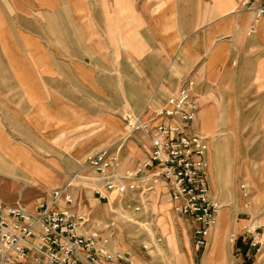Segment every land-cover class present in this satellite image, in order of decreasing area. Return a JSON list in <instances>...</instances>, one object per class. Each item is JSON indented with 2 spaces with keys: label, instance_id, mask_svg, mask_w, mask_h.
Here are the masks:
<instances>
[{
  "label": "crops",
  "instance_id": "0c3cea01",
  "mask_svg": "<svg viewBox=\"0 0 264 264\" xmlns=\"http://www.w3.org/2000/svg\"><path fill=\"white\" fill-rule=\"evenodd\" d=\"M159 1L163 7L160 24L157 0H134L132 11L116 3L117 12L128 11L131 24L118 19L115 26L98 24L93 32L102 45L103 34L115 33L114 51H103V47L94 51L88 46L77 50L70 45L65 60L58 56L51 68L30 66L29 52L12 51L0 57V182L18 184L17 194L32 182L57 187L85 166L87 155L101 148L115 144L121 157L123 144L117 142L123 138V126L117 123L110 127V122L125 112L138 115L147 106L161 105L176 92L181 80L196 70L200 107L205 103L201 112L199 109L202 120L200 125L197 120L196 126L207 136L212 196L224 207L211 231L212 250L206 261L217 264L219 240L215 234L220 226L227 224L228 230L241 234L262 213L260 208L248 223V219L237 222L242 206L236 202L242 201L237 190L234 193L230 159L226 157L233 136L210 140L208 134L217 122L212 108L231 105L233 86L242 82L244 67L251 79L258 77V89L264 87V58L258 57L253 63L254 50L264 53V17L249 36L252 17L239 11L240 0ZM170 20L176 30H162ZM49 27L56 28L58 35L61 32L57 24ZM70 27L73 36L69 43L76 44V24ZM94 59L106 61L96 70ZM146 142L143 159L149 146ZM141 153L135 151L129 164L121 161L122 170L140 162ZM256 197H252L253 202ZM0 198L9 204L18 200L17 196L8 201ZM247 207L245 213L249 212Z\"/></svg>",
  "mask_w": 264,
  "mask_h": 264
},
{
  "label": "built area",
  "instance_id": "2783aa9c",
  "mask_svg": "<svg viewBox=\"0 0 264 264\" xmlns=\"http://www.w3.org/2000/svg\"><path fill=\"white\" fill-rule=\"evenodd\" d=\"M239 9L251 14L250 36L264 17V0H240ZM197 84L198 73L193 70L161 105L147 106L138 115L123 114L126 135L139 132L149 143L147 156L132 169L121 171L120 147L115 144L88 156L86 164L98 174V181L91 184L92 194L106 204L121 203L134 193L144 200L133 207L141 212L160 185L172 210L192 224L194 244L200 250L206 247L222 206L211 193L207 136L196 126L200 109ZM77 176L30 205L21 194L14 204L0 198V264H140L131 252L133 246L124 247L118 236L127 223L141 224L120 222L116 216L104 221L93 217L83 207L74 183ZM260 228L261 223L252 219L241 234H229L237 254L243 248L260 251L264 244ZM156 242L161 243L162 238L156 236ZM142 246L147 252L153 248L149 243Z\"/></svg>",
  "mask_w": 264,
  "mask_h": 264
},
{
  "label": "rangeland",
  "instance_id": "374dc122",
  "mask_svg": "<svg viewBox=\"0 0 264 264\" xmlns=\"http://www.w3.org/2000/svg\"><path fill=\"white\" fill-rule=\"evenodd\" d=\"M133 1L0 0V57H6L8 52L12 51L29 52L30 66L51 68L59 60L58 56L65 60V53L68 55L65 51H68L70 45H75L77 50H84L88 46L89 50L94 51H99L102 49L101 47H103V51H114L116 49V34H103L102 45L98 34L93 33L94 28L98 24L115 26L118 19H124L126 24H131V19L127 16L128 11L117 12L116 3L120 2L121 8H130L132 11ZM157 1V24H160L162 18L159 19V17L163 12V7L159 3L160 1ZM171 22L174 21L170 20V24L165 29L162 25L161 29L176 30L174 23ZM53 24L59 25L61 31L59 35L56 33V28L53 30V27H49ZM73 24H76V44L69 43L73 36L70 25L73 26ZM40 52L41 55L36 54ZM38 56L40 57L38 58ZM258 57L259 59L264 58V53L254 50L253 63ZM101 61L106 60H93L94 69H100ZM115 61L109 60L114 63ZM253 70H255L254 67ZM239 74L240 72H238ZM251 77L248 68L244 67L240 76L242 82L233 86L235 91L231 93L233 96L230 100L231 105L213 107L214 119L217 122L213 124L209 134L206 130L203 131L208 134L210 140L228 135L233 136L230 138L231 147L226 153V157L230 159L229 172L235 183L234 193L237 190L242 201L236 202V205L242 206V213H240L237 222L248 219V223L255 211L262 208L261 216L259 215L257 220L261 222L260 231L264 239V89H262L264 87L258 89L256 85L258 77L254 76L252 79ZM259 81H262L261 78ZM204 104L202 103L200 112ZM200 119L201 115L197 122L199 125ZM117 123L123 126L121 134L123 138L117 142V144H123L120 160L129 164L135 151L142 152V160L147 145L143 134L137 132L126 135L123 114L118 119L116 118L114 123L110 122V127ZM110 144L108 143L106 146ZM227 158L225 162H227ZM121 169H123L122 166ZM75 175H78L74 183L79 187L78 192L82 197L83 207L91 212L93 217L104 221L116 216L120 222L134 220L141 224L134 226L132 223H127L124 226L126 230L121 231L118 236L121 245L126 247L131 244L133 246L131 252L140 264H207V257L212 250V233L208 237L206 247L197 250L194 244L192 224L172 210L160 185L156 187V194L144 202V209L141 212H135L133 207L144 201L138 194L129 193L121 203L106 204L92 195L91 188L98 181V174L91 166L85 163V166L70 178ZM17 185L10 180L0 182V196L8 201L15 196L18 198L21 194L23 202L30 205L43 193L55 188V185L44 187L40 183L32 182L17 194ZM255 196H257V200L253 202L252 197ZM246 204H248V213L243 211ZM222 208L224 207L222 206ZM112 210L116 212H112ZM147 223L148 225H146ZM146 227H149L150 232L145 229ZM230 232L232 231L228 230L227 224H225L221 225L215 234L219 240L215 253L217 264H264V244L259 252L248 251L245 254L242 250L243 252L237 255L236 252H233V248L236 250V246H232V243L229 242ZM156 236L162 238L161 243L156 242ZM142 243L151 244L152 250L145 251Z\"/></svg>",
  "mask_w": 264,
  "mask_h": 264
},
{
  "label": "trees",
  "instance_id": "16d2710c",
  "mask_svg": "<svg viewBox=\"0 0 264 264\" xmlns=\"http://www.w3.org/2000/svg\"><path fill=\"white\" fill-rule=\"evenodd\" d=\"M239 245H241V244H239ZM243 251H244V253L246 254V252H247L246 248H243Z\"/></svg>",
  "mask_w": 264,
  "mask_h": 264
}]
</instances>
